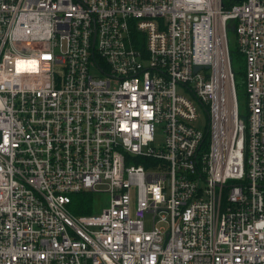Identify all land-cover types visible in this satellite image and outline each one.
<instances>
[{"label": "built area", "instance_id": "obj_1", "mask_svg": "<svg viewBox=\"0 0 264 264\" xmlns=\"http://www.w3.org/2000/svg\"><path fill=\"white\" fill-rule=\"evenodd\" d=\"M0 264H264V0H0Z\"/></svg>", "mask_w": 264, "mask_h": 264}, {"label": "rangeland", "instance_id": "obj_2", "mask_svg": "<svg viewBox=\"0 0 264 264\" xmlns=\"http://www.w3.org/2000/svg\"><path fill=\"white\" fill-rule=\"evenodd\" d=\"M230 24V23H229ZM234 28V26H233ZM232 28V30H233ZM228 47L231 53H236L238 51L237 49V40H236V34L234 31H230L228 34ZM233 56H236V54H232ZM239 62L236 63L235 60H233V66H236L240 73L236 74V90H237V100H238V112L239 116L245 120L247 115V107H246V93H245V79H244V72H245V62L243 55H239ZM198 125L199 128L202 130L204 128V125L207 123V114L204 110H202L201 107H198ZM161 137V136H160ZM158 143V141H157ZM100 190L107 189V184H101L99 185ZM109 201V195L107 193H102L95 198V203L93 205V213L99 212L103 207H105L108 204ZM150 222L147 220L145 222V228L148 230L150 229Z\"/></svg>", "mask_w": 264, "mask_h": 264}, {"label": "trees", "instance_id": "obj_3", "mask_svg": "<svg viewBox=\"0 0 264 264\" xmlns=\"http://www.w3.org/2000/svg\"><path fill=\"white\" fill-rule=\"evenodd\" d=\"M233 3L234 2H232V4ZM234 25H235V23H233V22H230V24L228 23V25H227V38H228V34L230 33V31H234V28H233ZM232 28H233V30H232ZM232 54H236V56H233ZM238 54L240 55L239 51H237L236 53H231V51L229 50L230 60L232 62V68H233L234 76H235V82H236V74L242 73L238 70V68L236 66H233V60H235L236 63L239 62ZM236 92H237V90H236ZM207 140H208V134H205L204 145H207ZM98 195L99 194H95L92 192H80V193L72 195V203L70 205V211L75 215L92 214L93 213V205L95 203V198H97Z\"/></svg>", "mask_w": 264, "mask_h": 264}, {"label": "water", "instance_id": "obj_4", "mask_svg": "<svg viewBox=\"0 0 264 264\" xmlns=\"http://www.w3.org/2000/svg\"><path fill=\"white\" fill-rule=\"evenodd\" d=\"M233 1H235V2H240V1H242V0H233ZM199 68L198 67H195V71H197Z\"/></svg>", "mask_w": 264, "mask_h": 264}]
</instances>
